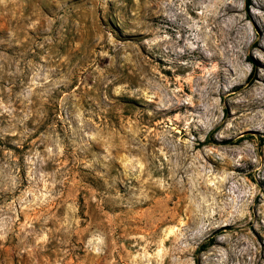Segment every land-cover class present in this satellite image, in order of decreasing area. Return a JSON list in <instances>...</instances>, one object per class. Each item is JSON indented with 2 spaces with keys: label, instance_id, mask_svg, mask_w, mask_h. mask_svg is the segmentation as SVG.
<instances>
[{
  "label": "rangeland",
  "instance_id": "1",
  "mask_svg": "<svg viewBox=\"0 0 264 264\" xmlns=\"http://www.w3.org/2000/svg\"><path fill=\"white\" fill-rule=\"evenodd\" d=\"M0 264H264V0H0Z\"/></svg>",
  "mask_w": 264,
  "mask_h": 264
}]
</instances>
